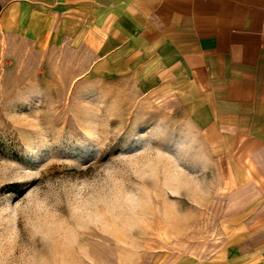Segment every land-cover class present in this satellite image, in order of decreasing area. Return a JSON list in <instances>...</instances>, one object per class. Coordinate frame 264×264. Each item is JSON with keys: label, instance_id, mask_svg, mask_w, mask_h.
Segmentation results:
<instances>
[{"label": "rangeland", "instance_id": "rangeland-1", "mask_svg": "<svg viewBox=\"0 0 264 264\" xmlns=\"http://www.w3.org/2000/svg\"><path fill=\"white\" fill-rule=\"evenodd\" d=\"M67 58L0 37V264L210 252L238 204L219 195L218 162L185 108Z\"/></svg>", "mask_w": 264, "mask_h": 264}, {"label": "crops", "instance_id": "crops-1", "mask_svg": "<svg viewBox=\"0 0 264 264\" xmlns=\"http://www.w3.org/2000/svg\"><path fill=\"white\" fill-rule=\"evenodd\" d=\"M0 37L177 98L238 205L210 252L170 264H264V0H0Z\"/></svg>", "mask_w": 264, "mask_h": 264}]
</instances>
